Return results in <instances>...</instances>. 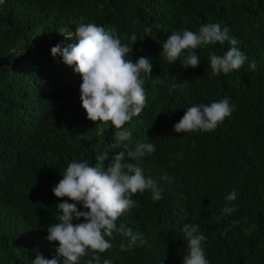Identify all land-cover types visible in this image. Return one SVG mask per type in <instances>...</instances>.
<instances>
[{
  "label": "trees",
  "instance_id": "trees-1",
  "mask_svg": "<svg viewBox=\"0 0 264 264\" xmlns=\"http://www.w3.org/2000/svg\"><path fill=\"white\" fill-rule=\"evenodd\" d=\"M87 23L119 35L129 46L135 34L132 59L151 57L145 108L120 130L132 132L133 144L156 146L152 154L131 162L163 188L160 201L151 199L150 190L133 195L135 206L117 223L131 227L139 239L121 251L120 243L128 238L114 233L113 248L99 254L101 264L106 258L113 264H183L185 223H198L208 237L204 246L210 264H264V0L0 4V264H32L36 251L52 258L58 242L46 239L47 227L57 222L56 206L68 199L52 192L61 173L72 160L95 165L99 155L107 153L110 159L123 150L113 146L118 130L111 122L87 119L75 66L51 55L64 39L75 42L76 27ZM207 23L227 27L237 40L247 56L239 70L212 75L209 53L222 55L232 46L228 42L199 46L196 68L182 66L186 52L171 64L164 58L162 43L172 32H196ZM145 27L152 31L145 33ZM252 61L255 71H249ZM157 78L164 83L153 84ZM225 97L235 110L214 131L174 132L188 107ZM233 189L237 211L217 219ZM232 220L239 223L232 226ZM89 259L81 258L80 264Z\"/></svg>",
  "mask_w": 264,
  "mask_h": 264
},
{
  "label": "clouds",
  "instance_id": "clouds-1",
  "mask_svg": "<svg viewBox=\"0 0 264 264\" xmlns=\"http://www.w3.org/2000/svg\"><path fill=\"white\" fill-rule=\"evenodd\" d=\"M5 0H0L3 4ZM133 24L138 20H133ZM156 28L160 25L156 24ZM145 27L144 32H151ZM229 29L219 24H202L198 31L188 29L172 32L162 43V54L169 64L180 59L185 68H196L200 63L198 52L201 45H232L222 55L210 52L209 66L213 76L221 73L227 75L239 70L247 60V56L237 45L235 38H230ZM75 42L57 43L51 48L53 57H62L68 66H75L74 72L82 77L80 99L86 111L87 119L93 122H111L118 131L115 134L114 147L123 148L109 159L107 153L97 157L96 164L88 161L72 160L66 170L61 173L62 179L52 188L57 198H65L56 208L54 222L47 227L46 239L58 242L55 255L46 258L36 251L32 264H80L81 258L88 256L87 264H101L100 253L113 248L110 242L114 233L127 237L128 243L121 242L120 250L134 246L139 236L131 227L117 223L118 219L132 209L136 201L132 198L136 193L150 190L151 199L160 201L163 188L159 182L145 176L144 170L138 166L146 154H152L156 146L152 143L137 141L133 144L132 132L120 130L124 125L138 117L146 105L145 83L153 75V62L150 56L132 59L133 45L137 36L131 35V46L122 44L119 35L105 30L95 23L80 24L75 29ZM143 40V39H142ZM131 55V59L128 56ZM256 62L249 64V71L256 70ZM153 84H163L157 78ZM235 110L230 99L225 97L210 104H194L188 107L179 122L173 125L176 133L211 132ZM90 139V138H88ZM127 157V159H126ZM104 161H108L104 167ZM161 179L170 180L168 176ZM237 199V192L232 190L225 197L222 208V219L237 211L232 202ZM73 201L69 203L68 201ZM77 205H82L80 210ZM74 221H76L74 223ZM239 223L232 220L231 225ZM256 225L253 224L252 228ZM249 233L251 229H244ZM184 240L187 242V254L183 256V264H210L205 252V241L208 237L202 234L198 223H185L182 227ZM222 234H226L222 233ZM102 264H113L111 259H103Z\"/></svg>",
  "mask_w": 264,
  "mask_h": 264
}]
</instances>
